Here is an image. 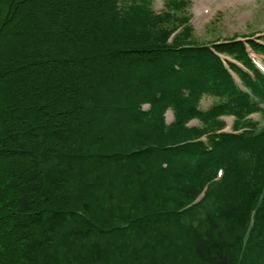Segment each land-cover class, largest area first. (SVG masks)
<instances>
[{"label":"trees","instance_id":"1","mask_svg":"<svg viewBox=\"0 0 264 264\" xmlns=\"http://www.w3.org/2000/svg\"><path fill=\"white\" fill-rule=\"evenodd\" d=\"M162 1L0 0V264H264V75Z\"/></svg>","mask_w":264,"mask_h":264},{"label":"rangeland","instance_id":"2","mask_svg":"<svg viewBox=\"0 0 264 264\" xmlns=\"http://www.w3.org/2000/svg\"><path fill=\"white\" fill-rule=\"evenodd\" d=\"M163 7L162 0H154L153 8L156 11ZM188 8L193 15L190 19L192 23L193 33L197 40L203 42L205 39L212 38L228 39L233 36H244L251 31H264V0H190ZM215 20L214 23L211 21ZM215 25L206 34L208 27ZM250 48H254L250 44ZM262 55H255L254 57L264 65V53ZM214 101L212 98H201L200 105L206 108L210 102ZM147 107V104H143ZM167 121L172 119L170 111L165 114ZM225 120L223 130H229L232 126V117L222 116ZM258 118V115H255ZM200 126V121H192ZM190 123L187 122V126ZM222 130L219 129L218 132ZM202 139L205 136L201 137ZM200 198V197H198Z\"/></svg>","mask_w":264,"mask_h":264}]
</instances>
